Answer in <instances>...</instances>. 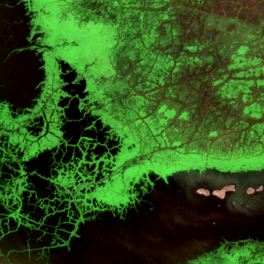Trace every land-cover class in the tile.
Listing matches in <instances>:
<instances>
[{
    "label": "rangeland",
    "instance_id": "rangeland-1",
    "mask_svg": "<svg viewBox=\"0 0 264 264\" xmlns=\"http://www.w3.org/2000/svg\"><path fill=\"white\" fill-rule=\"evenodd\" d=\"M44 2L52 13L49 22L56 32L69 41L80 42L90 59L99 57L104 68L119 73L125 89L119 92L117 84L116 94H124L127 99L116 106V111L139 130L132 131V138L140 143L139 150L156 143L167 146L157 155L163 166L152 161L147 164L154 169L165 167L171 173L164 178L154 172L144 173V180L132 182L137 183L134 188L132 184L126 187L128 193L134 191V196L117 206H103L97 209L98 214L86 218L83 205H93L103 193L99 187L91 190L97 180L88 176V181L79 179L74 189L69 183L59 186L58 179L66 182L69 177L68 170L59 168L69 163L58 157V151L35 153L28 146L43 129V113L35 93L46 83L45 73L38 69L37 56L31 53L29 58L28 46L22 44L29 39L26 1L0 0V264H103L101 258L108 251L114 253L107 257L114 260L111 264H156L162 256L185 250L187 241L199 240L219 228L230 233L238 227L233 228L234 223L250 224L249 209L264 211V170H246L264 167V137L262 144L253 146L238 140L248 137L243 133L260 120L250 116L248 109L245 114L243 107L236 109V102L230 98L248 90L251 82L228 80L227 85H221L222 92L218 90L223 74L231 78L234 72L254 67V73L261 77L264 0ZM240 44L248 46L243 53L247 59L239 58L240 67L231 69L230 64L236 62L231 54ZM207 50L212 58L205 55ZM217 79L219 82H215ZM57 94L59 97L61 92ZM258 109H252L256 117ZM68 115L64 128L71 140L76 139L72 133L77 125L81 134L95 126L85 133L93 142L89 160L98 163L97 158L100 162L104 157L118 156L119 151L114 149L120 140L118 133L100 122L97 125V118L76 101ZM232 115L242 118L246 125L237 130L228 126L225 120ZM53 121L56 126L64 124L56 118ZM64 134L63 129L58 131L61 139ZM237 142L242 146L233 149ZM175 146L182 148L175 151ZM192 164L220 171L175 172ZM87 168V172L92 171L94 165L87 163ZM100 168L101 176L107 165L101 163ZM191 198L203 209L197 220L198 211H189ZM171 216L170 220L176 216L175 220L182 223L180 229L181 223L176 224L183 237L167 228ZM180 219L186 220V225ZM163 234L180 239L173 238L171 245H160L149 255L134 249L144 238H160ZM110 244L121 248L110 250ZM229 260L238 264L233 258Z\"/></svg>",
    "mask_w": 264,
    "mask_h": 264
},
{
    "label": "flooded vegetation",
    "instance_id": "flooded-vegetation-1",
    "mask_svg": "<svg viewBox=\"0 0 264 264\" xmlns=\"http://www.w3.org/2000/svg\"><path fill=\"white\" fill-rule=\"evenodd\" d=\"M25 1L28 8L26 29L29 39L22 44L28 46L29 50L26 55L29 58H31V53L37 56L38 69L42 74L45 73L44 81L46 80V83H42L44 87L42 85L41 91L39 89L35 93L39 101L38 107L43 115L49 113L47 100L53 97L54 93L57 95L58 92L67 91L75 96L76 103L100 120H97V125L105 124L111 128V131L119 134L120 140H117L114 147L119 151L118 156L104 157L102 164L104 167L107 165V169L98 177L96 186L91 188V190L98 189V187L103 189V193L99 197L100 200L93 205H83L82 207L86 218L89 219V215L98 214L103 206H117L125 201L126 197H131L130 195H133L134 191L128 193L126 187L128 188L132 184L134 188L137 183L133 185V181L144 180V173L150 172L152 169L155 171L153 166L147 164L148 161L163 166V161L159 160L157 155L159 156L161 151L167 149V146L156 143L154 146L151 145L150 149L139 150L140 143L132 138V131L137 133L139 130L132 128L130 126L132 122L124 120L116 111V106L118 107V104L123 102L126 103L127 99L124 94H116L117 84L119 92H123L125 89V82L117 76L119 73L116 75L111 68H104V64L98 60L99 57L93 58L94 60L90 59L89 54L80 47V42L69 41L66 35L56 32L49 22L52 13L47 9L44 0ZM251 61L253 66L254 60ZM64 64H66V68ZM239 64L237 61L233 63V69H238ZM249 69L254 70V67ZM249 69L244 71L246 73L243 71L234 72L229 81L241 79L251 82L249 89L245 91L247 99L243 101V104H245L244 108L249 110L248 114L260 121L252 122L247 131L248 137H241L238 140L253 146L262 144L264 137V72L259 77L253 72L247 73ZM100 74L101 79H99ZM240 76L244 77L239 78ZM47 93H50L49 96ZM154 107L159 108L156 105ZM256 107L259 108V117H256L257 115H254L252 110ZM44 131L45 129L42 133ZM146 141L149 142V140ZM181 148V146L173 147L175 151ZM107 160L114 163H108ZM232 258L238 264H264V236L231 243L223 242L213 251L196 260L189 261L187 264H230L229 259Z\"/></svg>",
    "mask_w": 264,
    "mask_h": 264
},
{
    "label": "water",
    "instance_id": "water-1",
    "mask_svg": "<svg viewBox=\"0 0 264 264\" xmlns=\"http://www.w3.org/2000/svg\"><path fill=\"white\" fill-rule=\"evenodd\" d=\"M50 93H47V96H49ZM58 95V94H57ZM53 94V97L47 100V107L49 108V113L47 115H43V131H45L41 134L38 135L33 141H29V147L34 151L35 153L38 152H45V154L50 153V150H52L54 153L55 151H58V157L62 158L65 163H69L68 165L66 164L65 166L60 167L59 169H64L68 170L66 173V176H69L67 181L65 182L63 179H58L59 181V186L65 185V183H69L72 185L73 189L78 186V184L81 182H78L79 179H86L88 181L87 177L90 176L92 177L93 180H98L100 176V164L104 161L101 160L99 162V159H95L94 163L93 160H89L87 155L89 153V150L93 146V142L87 140L89 138L88 134L90 130H93L94 127L92 126L89 128L88 131L83 132L84 134H81L78 129L79 126L77 125V129L73 131V135L76 136L75 140H71L70 137L66 135V131L64 126L67 125V119L68 112L72 108V104L74 101H76V98L73 94L63 91V94L61 93L59 97ZM72 97V99L70 98ZM69 99H71V104L69 103ZM74 99V101H73ZM68 106V107H65ZM35 110V109H34ZM41 111V110H40ZM32 112V111H31ZM56 113V115H55ZM48 117L50 118V121L48 122ZM56 118V120H59L60 122L63 121V126L62 125H55L57 123H54L53 121ZM100 121L99 119H97ZM70 123V122H69ZM73 123V122H71ZM86 129V126H83ZM63 131L65 132L64 136L62 139L58 136V131ZM58 130V131H57ZM80 133V134H79ZM73 136H71L72 138ZM84 137V138H81ZM94 137V136H93ZM81 140H80V139ZM94 143H98L94 141ZM68 144V145H67ZM92 144V145H91ZM51 151V152H52ZM48 156V155H47ZM100 158V157H99ZM87 163L94 165V168L92 171L87 172L89 169L87 168ZM83 165H85L84 169L82 168ZM166 169V170H164ZM205 169H210V170H215V171H220V169L216 167H205L202 166L201 164H192L190 166H183L176 170L175 172H182V171H187V170H205ZM247 171H256V170H264V167L262 168H252V169H246ZM150 172H154L156 175H161L163 178L171 173V170L167 168H155V171L150 170ZM84 182V181H83ZM255 184L256 182L253 181ZM68 184V185H69ZM169 184V182H168ZM257 184V183H256ZM255 184V186H257ZM182 207L178 206L177 208ZM254 209V208H252ZM176 210V209H175ZM176 212V211H175ZM249 212L251 213L252 217L249 218L250 224L243 225V223H234L235 225H232L233 228L238 226L236 229L233 231H230V233H226L227 229H217V231L211 232L210 234L206 236H200L199 240L197 239L196 241H187L185 246V250H180L177 252H173L172 254H168L165 256H162L160 259V262L156 264H187L189 261H193L198 259L200 256L209 253L213 251L218 245H220L223 242H236V241H243L246 239H257L258 237L264 236V211L258 212L257 209L252 210L249 209ZM178 213V212H177ZM181 215H184L180 213ZM184 216H188L184 215ZM255 222V223H254ZM230 226V225H229ZM228 226V227H229ZM202 237V238H201ZM187 251V252H186Z\"/></svg>",
    "mask_w": 264,
    "mask_h": 264
},
{
    "label": "bare ground",
    "instance_id": "bare-ground-1",
    "mask_svg": "<svg viewBox=\"0 0 264 264\" xmlns=\"http://www.w3.org/2000/svg\"><path fill=\"white\" fill-rule=\"evenodd\" d=\"M263 176H264V175H263ZM190 183H191V182H190ZM199 183H200V182H199ZM191 184H192V183H191ZM189 185H190V184H189ZM190 186H191V185H190ZM210 187H211V186H210ZM202 188H203V187H202ZM182 189H183V188H182ZM184 189H185V188H184ZM184 189H183V190H184ZM189 189H190V188H189ZM203 190H204V189H203ZM228 190H229V189H228ZM174 191H175V190H174ZM184 191H185V190H184ZM211 192H213V188L211 189ZM231 192H232V191H231ZM229 194H230V193H229ZM174 195H175V194H174ZM172 196H173V195H172ZM189 196H190V195H189ZM183 197H184V195H183ZM196 197H197V196H196ZM216 197H217V196H216ZM235 197H236V196H235ZM171 198H172V197H171ZM207 198H208V197H207ZM243 198H244V197H243ZM208 199H209V198H208ZM208 199H207V201H208ZM237 199H238V198H236V200H237ZM258 199H259V198H258ZM260 199H261V198H260ZM168 200H169V199H168ZM168 200H167V202H168ZM204 200H205V199H204ZM211 200H212V199H211ZM242 200H244V199H242ZM169 201H170V200H169ZM173 201H174V200H173ZM190 201H191V203H189V204H190V207H189L190 210H189V211H194L193 209H196V210L198 211L199 214H197V217H196V220H197V218H198L199 216H201L200 213H201V209H202V208H201V207L198 208L199 205L196 204V203H198L199 201H196L195 199H192V198L190 199ZM202 201H203V200H202ZM202 201H201V202H202ZM167 202H166V203H167ZM184 202H185V201H184ZM194 202H195V203H194ZM203 202H204V201H203ZM244 202H245V201H244ZM254 202H256V201H254ZM176 203H177V202H176ZM193 203H194V204H193ZM199 203H200V202H199ZM205 203H206V202H205ZM210 203H211V202H210ZM229 203H230V202H229ZM172 204H173V203H172ZM217 204H218V203H217ZM217 204H216V205H217ZM257 204H259V203H257ZM262 204H263V203H262ZM167 205H168V204H167ZM170 205H171V204H170ZM238 205H240V204H238ZM254 205H255V204H254ZM171 206H172V205H171ZM177 206H178V205H177ZM195 206H196V207H195ZM223 206H224V205H223ZM223 206H222V207H223ZM225 206H226V205H225ZM232 206H233V205H232ZM252 206H253V205H252ZM255 206H256V205H255ZM207 207H208V206H207ZM211 207H212V205H211ZM216 207H217V206H216ZM218 207H220V206H218ZM259 207H260V206H259ZM189 208H186V209H189ZM191 208H193V209H191ZM204 208H205V207H204ZM209 208H210V207H209ZM209 208H208V209H209ZM234 208H235V207H234ZM245 208H246V207H245ZM257 208H258V207H257ZM257 208H256V209H257ZM208 209H207V210H208ZM226 209H227V208H226ZM231 209H233V207H232ZM247 209H249V208H247ZM168 210H169V208H168ZM170 210H171V209H170ZM202 210H203V209H202ZM228 210H229V209H228ZM238 210H239V209H238ZM241 210H242V209H241ZM243 210H244V209H243ZM254 210H255V209H254ZM245 211H246V210H245ZM248 211H249V210H248ZM259 211H260V210H259ZM194 212H195V211H194ZM204 212H205V211H204ZM231 212H232V211H231ZM243 212H244V211H243ZM161 213H163V212H161ZM161 213H160V214H161ZM167 213H168V212H167ZM196 213H197V212H196ZM220 213H221V212H220ZM222 213H223V211H222ZM233 213H234V212H233ZM240 213H241V212H240ZM240 213H238V214H240ZM247 213H249V212H247ZM163 214H164V213H163ZM165 214H166V212H165ZM165 214H164V215H165ZM171 214H172V213H171ZM172 215H173V214H172ZM174 215H176V214H174ZM221 215H222V214H221ZM176 216H177V215H176ZM176 216H175V217L173 216L174 218H173L172 220H170V219L172 218V216L168 218V220H170L171 222H169V225L167 226V228H169V231H171L172 234H174V233H178L177 230H178V228L180 229V225H182L181 222H178L177 220H175V219L177 218ZM203 216H204V215H203ZM237 216H238V215H237ZM251 216H252V215H251ZM160 217H161V216H160ZM165 217H166V216H165ZM207 217H208V216H207ZM238 217H239V216H238ZM194 218H195V216H194ZM218 218H219V217H218ZM224 218H225V217H224ZM164 219H165V218H164ZM178 219H179V218H178ZM186 219H187V218H186ZM242 219H243V218H242ZM180 220H182V219H180ZM188 220H190V219H188ZM221 220H222V219H221ZM165 221H167V219H166ZM182 221H183V224L186 222V220H185V221L182 220ZM218 221H220V220H218ZM177 222H178V223H181V224H179V227H178V228H177V225H178V224H176ZM162 223H163V221H162ZM197 224H198V223H197ZM185 225H186V223H185ZM189 225H191V224H189ZM189 225H188V226H189ZM188 226H187V227H188ZM182 227H183V226H182ZM108 228H109V227H108ZM163 228H164V227H162V229H163ZM167 228H165L164 231H166ZM189 228H190V227H189ZM191 228H192V226H191ZM185 229H186V228H185ZM182 230H183V228H182ZM189 230H190V229H189ZM104 231L106 232V230H104ZM169 231L167 232V234H169ZM179 231H180V230H179ZM160 232H161V231H160ZM160 232H159V234H161ZM171 232H170V233H171ZM180 232H181V231H180ZM180 232H179V233H180ZM184 232H185V231H184ZM228 232H229V231H228ZM157 233H158V232H157ZM164 233H166V232H164ZM179 233H178V234H179ZM189 233H190V231H189ZM191 233H192V232H191ZM167 234H166V235H167ZM172 234H171V235H172ZM104 235H105V234H104ZM131 235H132V234H131ZM171 235H170V236H171ZM179 235H181V237L184 236V235H183V232H182V234H179ZM182 235H183V236H182ZM187 235H189V234H187ZM132 236H133V235H132ZM157 236H158V235H157ZM157 236H156V237H151V236H149V237H147V238H144V237H143L145 241L143 240L142 243L139 242V244H137V245H136V243H135L136 246L134 247V249H136V250L138 249L139 251H140V250H143V251H144L143 254H145V252L147 251V254L149 255V254H151V250H152V249L155 250V249H157V247L160 246V245H164V244H166V243H168V246L171 245V244H169V242H170L173 238H175V240L180 239V238H178V237H180V236H178V235H175V237H170V236H164V234H163V235H162L163 237H160V238L157 237ZM172 236H173V235H172ZM189 236H190V235H189ZM133 237H134V236H133ZM145 237H146V236H145ZM186 238H187V237H186ZM134 239H135V237H134ZM134 239H133V240H134ZM136 239H137V238H136ZM175 240H173V241L175 242ZM182 240H184V238H182ZM187 240H188V239H187ZM173 241H172V242H173ZM179 242H180V241H179ZM175 243H176V242H175ZM110 245H111V244H110ZM113 245H114V246H113ZM113 245H111L112 248H111V246H110V250H111V249H114V248H115L114 250H116L118 247L121 248V246H118L117 244H116L117 246H116L115 244H113ZM174 245H175V244H174ZM176 245H177V244H176ZM172 246H173V244H172ZM172 246H170V247H172ZM164 247H165V246H164ZM148 250H150V251H148ZM157 250H158V249H157ZM108 252H109V251H108ZM108 252H106L107 254L104 255L103 258H101L100 255H99V257L101 258V260H102V261H105V263H103V264H109V263L111 264V263H113V261H114L113 259H110V260L107 259L108 256H111V255L114 254L113 251H110V253H108ZM148 252H149V253H148ZM147 254H146V255H147ZM152 254H153V253H152ZM150 256H151V255H150ZM92 260H93V259H92ZM102 261H98V262H102ZM89 263L93 264V261H90Z\"/></svg>",
    "mask_w": 264,
    "mask_h": 264
},
{
    "label": "trees",
    "instance_id": "trees-1",
    "mask_svg": "<svg viewBox=\"0 0 264 264\" xmlns=\"http://www.w3.org/2000/svg\"><path fill=\"white\" fill-rule=\"evenodd\" d=\"M178 26V25H177ZM179 28V27H178ZM179 30H177L176 32H178ZM181 31V30H180ZM180 31H179V33H180ZM175 32V33H176ZM178 33V34H179ZM177 34V33H176ZM247 48H248V46L247 45H244V44H240L235 50H234V53L232 52V54H231V56L233 57V58H235L236 59V61L239 59V58H242L243 60H245V59H247L246 57H245V55L243 54V53H245L246 51H247ZM233 50V49H232ZM210 52V53H209ZM205 55L208 57V58H212V55L213 54H211V51H208L207 50V52L205 53ZM249 59H251V58H249ZM244 63V62H243ZM232 64L233 63H231L230 64V68L231 69H233V66H232ZM251 65V64H250ZM252 66V65H251ZM258 68V67H257ZM260 69H261V72H263V69L264 68H261V67H259ZM258 68V69H259ZM251 70V69H250ZM251 71H253V73H254V71L255 70H251ZM244 72V71H243ZM244 73H246V72H244ZM230 78H227V74H223L222 75V77H220L219 78V81H218V79L215 81V82H219L220 83V85H219V88H218V90L220 91L219 93H221L222 92V90H221V85L223 84V85H227L228 84V80H229ZM246 96V93H245V91H242L241 93H239V94H236V95H234V97L233 96H231L230 95V98L232 99V101L233 102H236V109H238V108H244V104H242L243 103V97H245ZM246 99H247V97H246ZM234 105V106H235ZM245 108L243 109V114H245ZM217 114H215V116H216ZM211 117H213V116H211ZM238 116H234V115H232L231 116V118H229V119H227V120H225V122L227 123V125L228 126H232L233 127V129H240V126H242V124H243V126L244 125H246L245 123H244V121L242 120V118H237ZM230 124V125H229ZM221 133H220V130L218 131V136L220 135ZM243 134H248L247 132H244ZM242 146V145H241ZM241 146H239V144L238 143H236V145L235 146H233L234 148L233 149H235V148H237V147H241ZM232 149V150H233Z\"/></svg>",
    "mask_w": 264,
    "mask_h": 264
}]
</instances>
